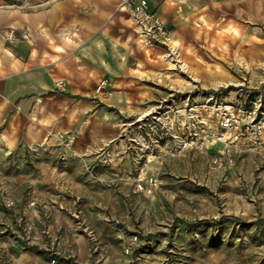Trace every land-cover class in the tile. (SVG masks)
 <instances>
[{"label":"rangeland","instance_id":"obj_1","mask_svg":"<svg viewBox=\"0 0 264 264\" xmlns=\"http://www.w3.org/2000/svg\"><path fill=\"white\" fill-rule=\"evenodd\" d=\"M45 1L0 0V10ZM123 4L113 34L129 35L131 58L151 56L145 71L154 94L106 110V123L99 116L92 130L112 141L84 153L75 149L78 134L0 146V264H38L33 250L44 252L43 264H264V130L253 134L244 119L246 110L264 117V58L247 61L241 52L222 66L202 49L186 59L174 41L146 43ZM234 116L244 121L239 130ZM29 206L42 213L39 235L61 231V241L44 239L48 250L17 237H27L29 222L11 210ZM76 229L91 259L57 254Z\"/></svg>","mask_w":264,"mask_h":264},{"label":"crops","instance_id":"obj_2","mask_svg":"<svg viewBox=\"0 0 264 264\" xmlns=\"http://www.w3.org/2000/svg\"><path fill=\"white\" fill-rule=\"evenodd\" d=\"M51 1L38 9L0 10V146L17 150L23 144L31 147L56 141L55 134H78L75 149L84 153L97 143L112 141L102 134L97 138L92 130L99 116L100 123H106V110L126 109L154 94L145 71L152 65L151 56L141 54L138 59L136 53L131 58L127 46L132 41L126 45L129 35L122 40L113 34L110 23L122 0ZM149 3L186 59L202 49L222 66L239 61L241 52L247 61L264 58V0ZM57 45L65 50H58ZM159 50L153 49L152 56ZM72 170L77 173L80 168ZM14 202L10 207H17ZM11 211L29 222L27 237L17 234L23 246L39 251L46 248L42 245L46 239L62 240L61 231L39 235L42 213L38 208ZM89 228L86 232L93 231ZM61 244L57 254L91 259L89 241L78 230ZM43 253L32 252L38 264H43Z\"/></svg>","mask_w":264,"mask_h":264},{"label":"built area","instance_id":"obj_3","mask_svg":"<svg viewBox=\"0 0 264 264\" xmlns=\"http://www.w3.org/2000/svg\"><path fill=\"white\" fill-rule=\"evenodd\" d=\"M123 9L132 13L136 29L141 35H144L146 43L158 42L168 45L172 41L169 29L163 19L151 9L149 0H124ZM244 119L248 120L247 126L253 134H258L264 130V117L257 121L256 110H246ZM231 120L232 118L229 117L228 121L230 122ZM243 122L242 119H239V117L235 118L234 116L233 125L235 129L239 130ZM222 153L226 155L225 151ZM220 161L222 162L223 158Z\"/></svg>","mask_w":264,"mask_h":264}]
</instances>
